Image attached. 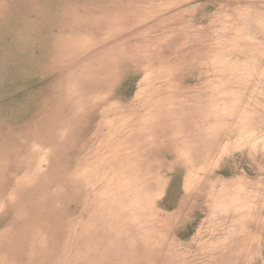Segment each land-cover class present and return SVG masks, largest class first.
Wrapping results in <instances>:
<instances>
[{"label": "rangeland", "instance_id": "1", "mask_svg": "<svg viewBox=\"0 0 264 264\" xmlns=\"http://www.w3.org/2000/svg\"><path fill=\"white\" fill-rule=\"evenodd\" d=\"M0 264H264V0H0Z\"/></svg>", "mask_w": 264, "mask_h": 264}, {"label": "bare ground", "instance_id": "2", "mask_svg": "<svg viewBox=\"0 0 264 264\" xmlns=\"http://www.w3.org/2000/svg\"><path fill=\"white\" fill-rule=\"evenodd\" d=\"M244 15V14H243ZM256 17V16H255ZM259 19V18H258ZM257 19V20H258ZM245 24V23H244ZM247 25V24H246ZM238 28V27H237ZM253 29V28H252ZM243 29H240V31H242ZM251 31V30H250ZM240 35L242 34V37H243V35H244V33H246V30H245V32L243 31V33L241 32H238ZM236 35H238L237 33H235ZM249 34V33H248ZM246 36V35H245ZM246 38H248V37H246ZM243 39V38H242ZM241 39V40H242ZM250 39V38H249ZM238 40V39H237ZM240 40V39H239ZM244 40V39H243ZM247 41V40H246ZM231 42V41H230ZM234 42V41H233ZM236 43H238L237 41H236ZM87 44V43H86ZM234 44H235V42H234ZM84 45V44H83ZM236 45V44H235ZM239 45H241L242 47H243V45L242 44H239ZM256 45V44H255ZM230 46V45H229ZM231 46H232V43H231ZM234 46V45H233ZM236 48V47H235ZM251 48V47H250ZM255 48V47H254ZM256 48H257V46H256ZM262 48V47H261ZM249 49V48H248ZM247 49V50H248ZM83 50V49H82ZM252 50V49H251ZM250 50V51H251ZM256 51V50H255ZM230 52V51H229ZM241 52V51H240ZM249 52V51H248ZM262 52V51H261ZM231 53V52H230ZM258 53V52H257ZM262 54V53H261ZM232 55H234V54H232ZM229 56V55H228ZM231 56V55H230ZM227 57V56H226ZM235 56H233V58H234ZM213 58V57H212ZM229 58V57H228ZM255 59V58H254ZM222 60V59H221ZM224 60V59H223ZM227 62V61H226ZM223 63V62H222ZM251 64V63H250ZM253 64V63H252ZM224 66V65H223ZM261 66V65H260ZM243 68H245V70H246V67H243ZM263 68V67H262ZM242 69V68H241ZM248 69V68H247ZM252 69V68H251ZM250 69V71H252ZM221 70V69H220ZM243 71V70H242ZM220 72V71H219ZM246 74V73H245ZM243 76V75H242ZM249 76V75H248ZM244 79V78H243ZM242 80V79H241ZM221 82V81H220ZM249 83V82H248ZM216 84V83H215ZM147 85V84H146ZM220 85V84H219ZM222 85V84H221ZM215 87V86H214ZM253 87V86H252ZM217 88H218V86H217ZM255 88V87H254ZM215 91H216V89H215ZM219 93H220V91H218ZM225 93V92H224ZM227 95V94H226ZM225 96V95H224ZM247 105V104H246ZM240 109V108H239ZM243 109H245V107L243 108ZM158 113V112H157ZM245 113V112H244ZM243 113V114H244ZM155 114V113H154ZM199 115V114H198ZM157 118V117H156ZM251 143V142H250ZM197 169V168H196Z\"/></svg>", "mask_w": 264, "mask_h": 264}]
</instances>
